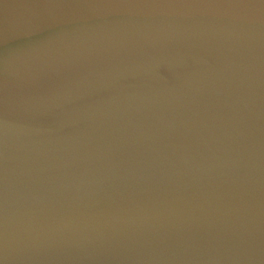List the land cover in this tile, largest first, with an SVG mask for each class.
Returning a JSON list of instances; mask_svg holds the SVG:
<instances>
[{"label": "water", "instance_id": "water-1", "mask_svg": "<svg viewBox=\"0 0 264 264\" xmlns=\"http://www.w3.org/2000/svg\"><path fill=\"white\" fill-rule=\"evenodd\" d=\"M0 264H264V0H0Z\"/></svg>", "mask_w": 264, "mask_h": 264}]
</instances>
